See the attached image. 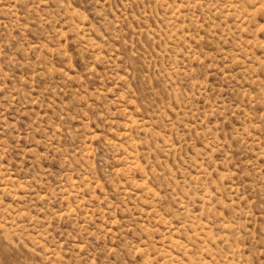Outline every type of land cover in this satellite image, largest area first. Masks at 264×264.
Instances as JSON below:
<instances>
[{"label":"rangeland","instance_id":"obj_1","mask_svg":"<svg viewBox=\"0 0 264 264\" xmlns=\"http://www.w3.org/2000/svg\"><path fill=\"white\" fill-rule=\"evenodd\" d=\"M0 264H264V0H0Z\"/></svg>","mask_w":264,"mask_h":264}]
</instances>
